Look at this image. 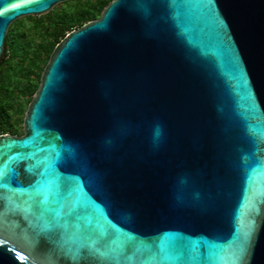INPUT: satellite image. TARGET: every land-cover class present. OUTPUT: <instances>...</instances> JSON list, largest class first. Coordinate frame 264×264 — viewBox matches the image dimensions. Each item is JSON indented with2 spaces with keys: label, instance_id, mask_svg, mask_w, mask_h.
<instances>
[{
  "label": "water",
  "instance_id": "obj_1",
  "mask_svg": "<svg viewBox=\"0 0 264 264\" xmlns=\"http://www.w3.org/2000/svg\"><path fill=\"white\" fill-rule=\"evenodd\" d=\"M67 0H0L18 18ZM0 264H264V0H110L0 134Z\"/></svg>",
  "mask_w": 264,
  "mask_h": 264
},
{
  "label": "trees",
  "instance_id": "obj_2",
  "mask_svg": "<svg viewBox=\"0 0 264 264\" xmlns=\"http://www.w3.org/2000/svg\"><path fill=\"white\" fill-rule=\"evenodd\" d=\"M110 0H88L78 10L69 12L55 7L38 16L20 32L12 23L5 36V56L0 64V134L22 133V119L16 125L15 113L24 114L40 74L54 46L70 30L97 17ZM38 71V73H37Z\"/></svg>",
  "mask_w": 264,
  "mask_h": 264
},
{
  "label": "rangeland",
  "instance_id": "obj_3",
  "mask_svg": "<svg viewBox=\"0 0 264 264\" xmlns=\"http://www.w3.org/2000/svg\"><path fill=\"white\" fill-rule=\"evenodd\" d=\"M87 1L88 0H67V1H64V2L57 4L56 6H54V8L58 6L60 8H57V9H63V10H67L69 12H72V11L78 10L79 7H81L82 5H85L87 3ZM46 14L29 15V16L20 17V18L16 19L13 23H14L15 27L20 32H26L28 30V28L31 27L32 24L35 23V19L38 16H42V15H46ZM27 33H29V30L27 31ZM37 73H38V71H37ZM23 116H24V114L20 111L15 113V120L17 122L16 125H19L20 120Z\"/></svg>",
  "mask_w": 264,
  "mask_h": 264
}]
</instances>
